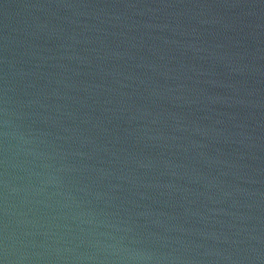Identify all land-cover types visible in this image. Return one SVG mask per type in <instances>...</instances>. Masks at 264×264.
Returning a JSON list of instances; mask_svg holds the SVG:
<instances>
[{"label": "water", "instance_id": "obj_1", "mask_svg": "<svg viewBox=\"0 0 264 264\" xmlns=\"http://www.w3.org/2000/svg\"><path fill=\"white\" fill-rule=\"evenodd\" d=\"M0 264H264V0H0Z\"/></svg>", "mask_w": 264, "mask_h": 264}]
</instances>
